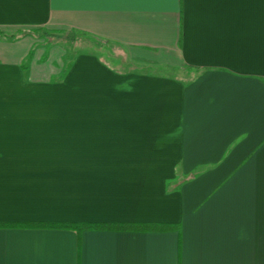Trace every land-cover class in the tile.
Segmentation results:
<instances>
[{
    "label": "crops",
    "instance_id": "crops-1",
    "mask_svg": "<svg viewBox=\"0 0 264 264\" xmlns=\"http://www.w3.org/2000/svg\"><path fill=\"white\" fill-rule=\"evenodd\" d=\"M0 264H264V0H0Z\"/></svg>",
    "mask_w": 264,
    "mask_h": 264
},
{
    "label": "trees",
    "instance_id": "trees-1",
    "mask_svg": "<svg viewBox=\"0 0 264 264\" xmlns=\"http://www.w3.org/2000/svg\"><path fill=\"white\" fill-rule=\"evenodd\" d=\"M5 38L8 39L7 35L2 34ZM44 38L47 41L52 43L61 44L65 43H73L77 41V43H81L84 48H90L91 44H94L95 49L102 50L104 47L110 46L106 41L92 36L87 33L79 32V31H57V32H44ZM12 37V36H11ZM72 61H69V65H71ZM35 227H48V228H60V229H71L80 232L86 229H101V230H117V231H149V232H165L170 230L177 229L176 226L171 225H100V226H90V225H77V224H65V225H36Z\"/></svg>",
    "mask_w": 264,
    "mask_h": 264
},
{
    "label": "rangeland",
    "instance_id": "rangeland-1",
    "mask_svg": "<svg viewBox=\"0 0 264 264\" xmlns=\"http://www.w3.org/2000/svg\"><path fill=\"white\" fill-rule=\"evenodd\" d=\"M61 45H63V47L67 49L69 60L72 62H73L74 57L79 53H91V54H95L101 57L102 58L101 61L104 62L106 66L111 70L124 71L128 69L127 66H124L123 64H118V60L115 59V57L117 56V50L115 49V47L106 46L104 47V49L99 50V49H95L94 44L93 45L91 44L90 46L92 47L84 48L82 44L79 42L77 43V41L73 43L63 42L61 43Z\"/></svg>",
    "mask_w": 264,
    "mask_h": 264
}]
</instances>
